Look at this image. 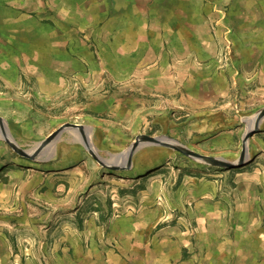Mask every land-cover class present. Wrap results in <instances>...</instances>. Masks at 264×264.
<instances>
[{
    "label": "rangeland",
    "instance_id": "374dc122",
    "mask_svg": "<svg viewBox=\"0 0 264 264\" xmlns=\"http://www.w3.org/2000/svg\"><path fill=\"white\" fill-rule=\"evenodd\" d=\"M262 28L264 0H0V264H243L248 161L145 144L112 170L76 130L37 159L2 136L78 123L104 157L148 134L236 160L264 107L237 52Z\"/></svg>",
    "mask_w": 264,
    "mask_h": 264
},
{
    "label": "crops",
    "instance_id": "0c3cea01",
    "mask_svg": "<svg viewBox=\"0 0 264 264\" xmlns=\"http://www.w3.org/2000/svg\"><path fill=\"white\" fill-rule=\"evenodd\" d=\"M219 14L221 15L220 10ZM249 24L253 27L251 22ZM253 31L252 29L250 37L247 33L243 37L244 46L237 54L242 59L246 75L252 80H257L255 77L258 76L259 80L264 83V28L260 33H253ZM228 54L233 57L236 53ZM231 70L233 67L232 69L226 67L220 69L219 74L231 75ZM221 90L225 91L224 88ZM248 164L252 165L251 172L244 174L241 177L244 179L240 182V185L244 187L242 214L252 223L251 227L245 231L250 235L248 236L250 241L243 248L245 257L243 264H264V117L260 121L259 129L249 138Z\"/></svg>",
    "mask_w": 264,
    "mask_h": 264
},
{
    "label": "water",
    "instance_id": "95a60500",
    "mask_svg": "<svg viewBox=\"0 0 264 264\" xmlns=\"http://www.w3.org/2000/svg\"><path fill=\"white\" fill-rule=\"evenodd\" d=\"M263 117L264 107L259 109L252 116L253 125L249 128L246 126L242 136V147L236 162L234 160H228L222 156H213L199 153L167 136H151L148 134L137 135L134 141L125 150L116 153H110L108 157H104L97 153L96 149L92 147L93 145H89L85 135V126L78 123H66L60 125L58 128L50 132L43 140L38 142L33 148H23L18 146L8 133L3 134L2 137L6 139L10 147L19 155L28 159H37L39 158L41 151L49 144L53 143L64 131L68 129L72 131L76 130L80 135V138L75 139L78 140L103 167L112 170L127 169L132 166V157L134 153L145 144L171 147L197 161L215 166L235 167L244 164L249 160V138L259 129L260 121ZM1 123L2 118L0 117V124Z\"/></svg>",
    "mask_w": 264,
    "mask_h": 264
},
{
    "label": "bare ground",
    "instance_id": "6f19581e",
    "mask_svg": "<svg viewBox=\"0 0 264 264\" xmlns=\"http://www.w3.org/2000/svg\"><path fill=\"white\" fill-rule=\"evenodd\" d=\"M246 121H247V127L249 128V127H251L252 125H253V118L252 117H250V118H246L245 119ZM88 132V137H87V142L89 143V145L90 146H92V144H91V141H90V132L89 131H87ZM93 147V146H92ZM46 149V150H45ZM47 149L49 150V151H52V150H54V147H53V145H52V143L51 144H49L47 147H45L42 151H41V153L45 150V152L47 151ZM58 151V150H57ZM40 153V154H41ZM235 162L237 161V160H234Z\"/></svg>",
    "mask_w": 264,
    "mask_h": 264
}]
</instances>
